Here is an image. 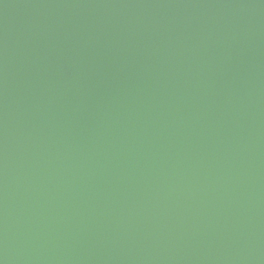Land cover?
Instances as JSON below:
<instances>
[{
  "label": "water",
  "instance_id": "water-1",
  "mask_svg": "<svg viewBox=\"0 0 264 264\" xmlns=\"http://www.w3.org/2000/svg\"><path fill=\"white\" fill-rule=\"evenodd\" d=\"M0 264H264V0H0Z\"/></svg>",
  "mask_w": 264,
  "mask_h": 264
}]
</instances>
